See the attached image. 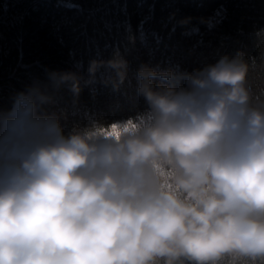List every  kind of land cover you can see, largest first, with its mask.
I'll list each match as a JSON object with an SVG mask.
<instances>
[{"label": "trees", "instance_id": "obj_1", "mask_svg": "<svg viewBox=\"0 0 264 264\" xmlns=\"http://www.w3.org/2000/svg\"><path fill=\"white\" fill-rule=\"evenodd\" d=\"M0 264H264V0H0Z\"/></svg>", "mask_w": 264, "mask_h": 264}]
</instances>
